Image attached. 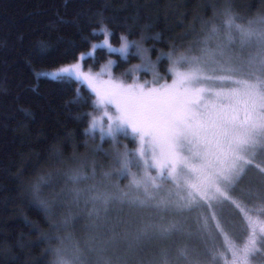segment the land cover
<instances>
[{
    "label": "rangeland",
    "instance_id": "1",
    "mask_svg": "<svg viewBox=\"0 0 264 264\" xmlns=\"http://www.w3.org/2000/svg\"><path fill=\"white\" fill-rule=\"evenodd\" d=\"M96 48L75 63L94 81L130 88V104L123 112L106 107L84 82L96 100L91 120L100 121L103 131L92 133L97 149L81 156L80 176L64 188L74 199L72 213L51 197L62 214L54 222L60 231L51 264H177L216 250L221 264H256L264 214L230 191L238 189L243 173L247 181L255 179L248 165L264 159V17L214 28L182 60L173 56L164 78L154 72L149 52L125 75L116 74L115 56L100 68L85 67ZM122 174L130 189L125 193L118 185ZM227 200L246 224L240 242L231 233L241 232V218L224 212ZM160 209L167 221L162 224L156 221ZM117 214L125 217L124 228L111 223Z\"/></svg>",
    "mask_w": 264,
    "mask_h": 264
},
{
    "label": "trees",
    "instance_id": "2",
    "mask_svg": "<svg viewBox=\"0 0 264 264\" xmlns=\"http://www.w3.org/2000/svg\"><path fill=\"white\" fill-rule=\"evenodd\" d=\"M263 17L264 0H0V264H51L60 231L54 222L62 215L52 198L59 199L65 213L73 211L74 199L64 188L80 176L81 156L97 149V135L86 134L95 95L82 81H52L45 74L74 64L104 38L91 35L98 31V20L111 21L115 44L129 29L130 39L149 37L145 47L156 63L154 72L164 78L171 58L178 54L182 60L214 28L241 27ZM73 41L72 52L64 54ZM41 47L46 51L40 52ZM37 52L47 59L41 62ZM94 55L84 60L85 67L100 68L115 56L118 75L140 60L105 47H97ZM144 74L150 76L149 71ZM57 141L63 142V154L52 166L49 149ZM254 160L258 166L252 163L248 171L256 178L247 181L248 172L243 173L238 189L230 193L264 214V170L259 167L264 159ZM117 178L119 189L130 191L126 174ZM222 203L224 212L229 209L241 218L243 229L238 235L231 233L240 242L247 230L244 218L230 201ZM164 212L160 209L156 215L160 224L167 222ZM117 215L111 223L124 228L125 217ZM217 233L223 248L222 232ZM260 246L253 256L256 264H264V243ZM156 248L161 251L163 246ZM217 251L180 258L177 264H221Z\"/></svg>",
    "mask_w": 264,
    "mask_h": 264
},
{
    "label": "snow or ice",
    "instance_id": "3",
    "mask_svg": "<svg viewBox=\"0 0 264 264\" xmlns=\"http://www.w3.org/2000/svg\"><path fill=\"white\" fill-rule=\"evenodd\" d=\"M98 31H93L92 36L103 35V43L102 45H93L92 48L96 47H107L109 52H118L121 56L127 58L129 56H141L145 50L140 46V44L129 37L133 35L131 30L129 29L127 34L121 35L119 37V47H114L109 37L114 35V31L110 28L111 21H105L104 19H100L97 22ZM150 25H145L144 28H149ZM87 39V37H85ZM75 41L69 42L67 46L63 49L64 54H70L73 50V46L75 45ZM46 51V48L41 47L40 52ZM40 52H37V58L42 62L47 59L46 57L40 56ZM31 64V60L29 61ZM35 76H39V73L34 72ZM52 81H60L65 77L73 78L77 81L86 82L89 85H92L95 88L96 95L99 97V103L104 106H111L117 112H123L128 105L130 104L129 92L130 88H125L121 82L108 80L106 82H100L98 80H93V77L88 74L86 75L82 70V65L80 63L71 64L65 67H61L56 71H52L50 73H46ZM98 83H103L105 87L103 89L96 88L95 85ZM142 87V86H137ZM109 117V113L105 112V118ZM103 131L102 123L97 121L95 118H92L91 123L87 129L86 134L94 133L97 131Z\"/></svg>",
    "mask_w": 264,
    "mask_h": 264
},
{
    "label": "clouds",
    "instance_id": "4",
    "mask_svg": "<svg viewBox=\"0 0 264 264\" xmlns=\"http://www.w3.org/2000/svg\"><path fill=\"white\" fill-rule=\"evenodd\" d=\"M148 39H149V37H147L145 35H141L139 38L135 39L140 44V46L145 50L144 53H147L150 51V49L145 47ZM49 151L51 153L50 159L53 161L52 166H55V164L59 162L58 158L61 157L63 154V142L62 141L55 142L50 147ZM41 179H42V177H41Z\"/></svg>",
    "mask_w": 264,
    "mask_h": 264
}]
</instances>
